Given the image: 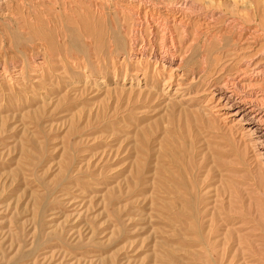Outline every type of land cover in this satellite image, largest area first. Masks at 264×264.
<instances>
[{
  "label": "rangeland",
  "instance_id": "1",
  "mask_svg": "<svg viewBox=\"0 0 264 264\" xmlns=\"http://www.w3.org/2000/svg\"><path fill=\"white\" fill-rule=\"evenodd\" d=\"M134 11L212 15L214 47L264 26V0H0V264H264V168L183 90L131 83Z\"/></svg>",
  "mask_w": 264,
  "mask_h": 264
},
{
  "label": "bare ground",
  "instance_id": "2",
  "mask_svg": "<svg viewBox=\"0 0 264 264\" xmlns=\"http://www.w3.org/2000/svg\"><path fill=\"white\" fill-rule=\"evenodd\" d=\"M134 13L138 23L124 58L126 71L135 76L131 83L150 79L152 89L161 83L168 91L183 90L197 107L196 115L212 118L237 136L264 168V26L258 24L260 29L253 30L233 19L234 29L223 31L225 37L218 38L219 45L214 47L212 15L205 17L207 27L200 21L194 30L192 25L200 17L191 19L190 11ZM249 18L246 14L240 19ZM225 38L233 42L225 43ZM195 60L198 71L189 68ZM214 62L218 64L215 70ZM122 64L114 67L115 76L122 72ZM23 68L15 71L22 74ZM7 73L11 69L0 65V77ZM138 168L142 171L144 167Z\"/></svg>",
  "mask_w": 264,
  "mask_h": 264
}]
</instances>
